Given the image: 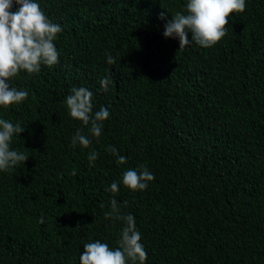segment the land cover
I'll use <instances>...</instances> for the list:
<instances>
[{"label":"trees","instance_id":"obj_1","mask_svg":"<svg viewBox=\"0 0 264 264\" xmlns=\"http://www.w3.org/2000/svg\"><path fill=\"white\" fill-rule=\"evenodd\" d=\"M36 2L62 28L59 62L11 78L29 95L0 106L24 128L11 149L28 157L0 171V264H80L96 240L115 249L124 224L104 218L113 197L135 217L145 264H264V0H245L214 46L182 49L163 32L188 0ZM73 87L93 93V113L108 108L99 138L68 115ZM77 130L88 148L71 146ZM129 168L155 179L132 191Z\"/></svg>","mask_w":264,"mask_h":264},{"label":"clouds","instance_id":"obj_2","mask_svg":"<svg viewBox=\"0 0 264 264\" xmlns=\"http://www.w3.org/2000/svg\"><path fill=\"white\" fill-rule=\"evenodd\" d=\"M14 4L18 7L13 11ZM245 8V0H188L186 11H177L164 24L163 36L178 39L179 49L192 42L203 48H210L227 34L225 26L229 23V16L244 12ZM159 19H165L164 12H161ZM61 31V26L47 17L36 0H0V106L19 104L29 95L26 90L10 87L8 81L11 78L21 71L38 73L41 65L51 67L59 62V52L54 40ZM115 62L109 54L107 63ZM99 83L101 89L107 92L110 80L105 77ZM92 97L93 93L87 88L73 87L65 104L68 115L88 126L91 136L99 138L103 121L109 118L110 112L107 107L101 106L99 111L93 113ZM23 131L20 124L0 118V171L7 172L28 159L27 155L10 147L13 135ZM77 144L83 148H88L91 144L82 130H77L72 137L71 146L76 147ZM108 151L117 157V164L126 163V157L119 155L117 149L109 146ZM97 158V152L89 153L90 166ZM75 174L76 170L73 169L72 175ZM154 179V174L147 168H129L122 174V184L132 191L145 190L148 182ZM106 191L118 193V183L112 182ZM109 203L110 210L105 212L104 218L120 220L124 224L117 240L118 247L112 249L99 240L86 243L79 257L80 264H128L129 261L131 264H145L147 252L140 242L141 233L136 228L135 217L132 214L121 215V205L114 197ZM124 205H127V201ZM40 222L43 223V218Z\"/></svg>","mask_w":264,"mask_h":264}]
</instances>
